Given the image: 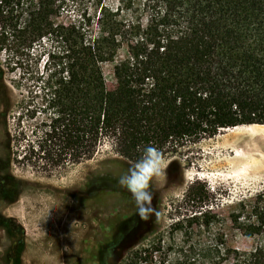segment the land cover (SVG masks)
<instances>
[{
    "label": "trees",
    "instance_id": "obj_1",
    "mask_svg": "<svg viewBox=\"0 0 264 264\" xmlns=\"http://www.w3.org/2000/svg\"><path fill=\"white\" fill-rule=\"evenodd\" d=\"M64 4L0 0L7 66L46 54L16 96L0 65L4 165L50 174L104 144L132 165L148 145L165 156L223 128L264 125V0H95L69 24L54 18ZM105 63H113V88ZM184 198L201 205L207 188L194 181ZM236 206V228L264 233V188ZM207 213L188 218L192 229L177 248L158 239L131 250L125 264H264V244L241 250L221 234L202 240L214 219Z\"/></svg>",
    "mask_w": 264,
    "mask_h": 264
},
{
    "label": "rangeland",
    "instance_id": "obj_2",
    "mask_svg": "<svg viewBox=\"0 0 264 264\" xmlns=\"http://www.w3.org/2000/svg\"><path fill=\"white\" fill-rule=\"evenodd\" d=\"M101 1L114 5L117 0ZM94 2L65 0L54 18L75 22L92 11ZM125 54L120 50L118 57ZM25 58L12 68L0 52L1 75L14 86L15 96L25 93L46 54ZM112 65H103L109 88L115 86ZM247 127L235 135L223 128L165 155L166 178L154 186L151 207L143 214L119 183L131 164L108 144L91 159L47 174L31 166L4 165L0 133V264H125L131 250L158 239L177 248L192 229L188 218L205 210L214 218L203 230L207 243L221 234L223 244L241 250L264 244V233L244 235L229 218L239 200H250L264 188V125ZM194 181L207 188L201 205L184 198Z\"/></svg>",
    "mask_w": 264,
    "mask_h": 264
},
{
    "label": "clouds",
    "instance_id": "obj_3",
    "mask_svg": "<svg viewBox=\"0 0 264 264\" xmlns=\"http://www.w3.org/2000/svg\"><path fill=\"white\" fill-rule=\"evenodd\" d=\"M168 161L153 146H145L141 156L120 176L119 183L133 197L140 213L151 207L153 188L166 178Z\"/></svg>",
    "mask_w": 264,
    "mask_h": 264
},
{
    "label": "bare ground",
    "instance_id": "obj_4",
    "mask_svg": "<svg viewBox=\"0 0 264 264\" xmlns=\"http://www.w3.org/2000/svg\"><path fill=\"white\" fill-rule=\"evenodd\" d=\"M247 126L248 125H239V126L228 127V128H224V129L229 131L230 134L235 135V134H239V133L247 131L248 128H250V127H247Z\"/></svg>",
    "mask_w": 264,
    "mask_h": 264
}]
</instances>
